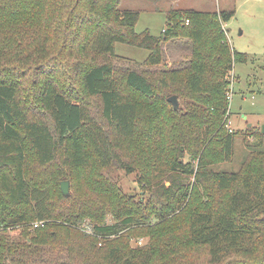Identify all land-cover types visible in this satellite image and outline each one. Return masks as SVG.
<instances>
[{
    "label": "trees",
    "instance_id": "trees-1",
    "mask_svg": "<svg viewBox=\"0 0 264 264\" xmlns=\"http://www.w3.org/2000/svg\"><path fill=\"white\" fill-rule=\"evenodd\" d=\"M119 3L0 0V264H264L261 141L238 170L210 166L211 144L223 160L234 146L226 77L246 55L226 38L232 11L171 9L153 35ZM176 38L189 58L159 68ZM116 42L148 50L140 67L118 64ZM113 168L139 172L143 195Z\"/></svg>",
    "mask_w": 264,
    "mask_h": 264
},
{
    "label": "rangeland",
    "instance_id": "rangeland-1",
    "mask_svg": "<svg viewBox=\"0 0 264 264\" xmlns=\"http://www.w3.org/2000/svg\"><path fill=\"white\" fill-rule=\"evenodd\" d=\"M119 8L138 10L134 30L142 32L147 29L153 35L161 34L166 26V13L171 9L232 11L223 24L226 38L236 51L246 55L245 61L233 63L232 71L226 77L227 112L223 115L221 127L225 130V122L230 123L234 146L231 156L223 160L219 153L220 144H211L209 157L213 159V163L210 166L214 170H238L248 150L256 148L258 141H261L260 149H264V133L260 130L264 124V0H120ZM189 43L187 38H176L163 43V61L158 67L168 69L184 64L190 55ZM114 51L126 59L118 60L121 66L133 64L140 67V63L148 55L147 49L123 42H116ZM177 99L178 106L183 108L184 100L180 97ZM161 106L165 114L168 105L161 101ZM182 159L186 162L190 157L185 153ZM110 178L125 195L138 199L144 193L139 172L113 168ZM159 178L163 181L164 175ZM168 183L164 181V184ZM80 188L82 191L87 190L85 185ZM191 200L194 204L204 202L202 195L198 193ZM106 219L112 222L110 215ZM91 226L92 222L85 219L76 227L81 231L91 232ZM147 241L148 237L137 234L130 237L129 243L135 247L142 246Z\"/></svg>",
    "mask_w": 264,
    "mask_h": 264
},
{
    "label": "water",
    "instance_id": "water-1",
    "mask_svg": "<svg viewBox=\"0 0 264 264\" xmlns=\"http://www.w3.org/2000/svg\"><path fill=\"white\" fill-rule=\"evenodd\" d=\"M167 100L173 105L175 109L178 108V99L176 95H171L167 98ZM261 133H264V124L261 126ZM61 190L64 194H67L69 192V181L63 180L60 183Z\"/></svg>",
    "mask_w": 264,
    "mask_h": 264
},
{
    "label": "built area",
    "instance_id": "built-area-1",
    "mask_svg": "<svg viewBox=\"0 0 264 264\" xmlns=\"http://www.w3.org/2000/svg\"><path fill=\"white\" fill-rule=\"evenodd\" d=\"M224 125H225V127L227 128V129H226L227 132L231 133V132H232V129H231V127H230V123L226 121ZM38 224H39L38 222L34 223V224H33V227L37 226ZM89 230H90V229H89Z\"/></svg>",
    "mask_w": 264,
    "mask_h": 264
}]
</instances>
